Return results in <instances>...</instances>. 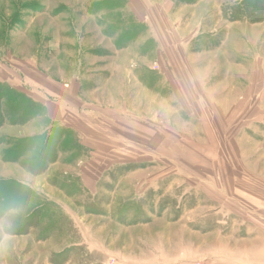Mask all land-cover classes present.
Segmentation results:
<instances>
[{
  "label": "rangeland",
  "instance_id": "rangeland-1",
  "mask_svg": "<svg viewBox=\"0 0 264 264\" xmlns=\"http://www.w3.org/2000/svg\"><path fill=\"white\" fill-rule=\"evenodd\" d=\"M126 2L0 0V264H264V198L213 184L217 167L243 166L218 157L236 152L235 136L245 138L241 150L261 147L264 30L250 32L253 109L220 146L201 140L210 137L161 75L133 76L138 67L160 69ZM230 10L226 18L264 22V0ZM74 76L89 111V119L77 115L78 129L50 123L35 101ZM28 122L39 144L49 139L47 159L34 165L37 155L19 157L15 144L32 137L7 135Z\"/></svg>",
  "mask_w": 264,
  "mask_h": 264
},
{
  "label": "crops",
  "instance_id": "crops-1",
  "mask_svg": "<svg viewBox=\"0 0 264 264\" xmlns=\"http://www.w3.org/2000/svg\"><path fill=\"white\" fill-rule=\"evenodd\" d=\"M241 1L244 0H127L125 8L148 30L155 44L154 62L160 69L156 72L152 67L149 70L138 67L133 76L140 81L144 78L143 71L148 79L161 75L165 89L175 97L179 109L188 117L193 115L198 119V131L210 137L201 140H210L220 146L231 141L234 130L245 119L243 112L254 106L250 101L254 78L250 32L254 26L264 30V22L253 24L224 16L230 15V8ZM263 40L262 35L260 41ZM259 58L262 70L258 77L264 82V57L260 55ZM73 78L76 83L59 85L58 90H47L53 92L51 98L43 94L35 101L42 105L44 117L50 123L78 129L74 124L77 115L89 119L85 114L89 111L81 100L82 86L78 77ZM155 84V81L149 82L147 88L155 87ZM78 105L84 106L82 110ZM255 106L264 111V102ZM170 115L165 126L172 128V110ZM30 123L19 128L10 126L8 137L24 139L34 136L26 133ZM231 128H234L233 132ZM235 142V153L219 151L218 157L241 159L243 166L235 171V168L217 167L213 179L215 188L256 191L264 198V137L261 147L252 152L241 150L245 138L235 136ZM249 158L257 160L254 168L247 167L245 159Z\"/></svg>",
  "mask_w": 264,
  "mask_h": 264
},
{
  "label": "trees",
  "instance_id": "trees-1",
  "mask_svg": "<svg viewBox=\"0 0 264 264\" xmlns=\"http://www.w3.org/2000/svg\"><path fill=\"white\" fill-rule=\"evenodd\" d=\"M25 113H27L30 116L31 111L28 110ZM41 137H43V136H39V137L35 136V137L29 138V139H24V140H15V144H19V145L16 146V151L18 152L17 155L19 157H21L22 156L21 154H24L26 152H30V153H33L34 152L32 155H37V157L35 158L34 156H31L32 159H30V161H31V163L33 165L35 163H38L39 161H44L45 159H47L45 157V149L47 147V144L49 142V139H47L46 141H44L42 144L41 143L39 144L37 141ZM24 142L25 143H31V145L28 146L26 144H23Z\"/></svg>",
  "mask_w": 264,
  "mask_h": 264
}]
</instances>
